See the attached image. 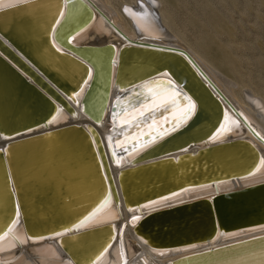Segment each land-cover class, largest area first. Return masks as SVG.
I'll use <instances>...</instances> for the list:
<instances>
[{
  "label": "water",
  "instance_id": "water-1",
  "mask_svg": "<svg viewBox=\"0 0 264 264\" xmlns=\"http://www.w3.org/2000/svg\"><path fill=\"white\" fill-rule=\"evenodd\" d=\"M74 8L80 11L75 17ZM93 19L94 10L84 0H28L0 9V132L10 138L0 146V179L6 187L10 207L6 214L0 215L4 218L0 231L12 221L15 213L20 220L17 227L22 225L29 239H48L50 232L67 227L68 231L59 235L58 247L63 254L61 260L72 264H95L115 242L117 231L113 226L79 232L77 229L74 235L68 234L73 231L72 226L91 214L106 194L118 205L122 202L134 210L185 189L214 185L212 178L215 177H220L219 182L251 177L261 162V154L252 143L235 139L194 153L156 159L114 175L106 146L93 124L71 123L38 130L51 120L58 105L72 112L76 104L83 107V112L91 107V115L101 119L108 109L106 118L109 115L114 123L105 138L108 140L119 129L117 117L121 119L130 112L131 121L141 123L131 128L123 121L126 127L110 154L113 161L114 153L118 159L125 158L134 148L145 144L158 143L154 149L161 146L175 150L169 153L171 155L186 151L199 145L202 142L197 141L199 138L212 135L225 113L222 100L203 79L195 62L180 50L154 44L123 46L117 50L112 43L105 46L71 43L73 36L68 39L69 35L81 32L79 28L89 25ZM41 44L45 54L53 55L49 56L50 65L39 55ZM86 75L91 78L81 88ZM102 75L105 76L102 78ZM113 75V82L119 87L124 80L134 78L127 81L130 86L117 92L110 102ZM183 97H190L195 105L186 121L183 116L188 106L181 107ZM173 99L177 101L175 105L170 104ZM165 104L169 105L167 109ZM120 113L123 115H118ZM33 131L35 133H31ZM202 140L207 143L209 138ZM159 166L168 169L165 172H159L161 168L154 169ZM154 172L161 178L156 181L159 176L152 174L150 181H145L147 175ZM187 174L194 176L193 181L205 178L209 182L183 186ZM125 176L131 179L124 182ZM247 191L250 190L242 192ZM134 194L140 196V202H132ZM205 206L175 211L174 216H179L175 220L173 216L159 215L153 222L138 221L137 232L148 237L150 245L158 250L170 251L183 244L204 243L211 234L210 238L214 237L217 229L232 233L246 223L264 218V187L255 193L232 196L224 204L216 202L211 207ZM184 221L189 225L180 230ZM94 237L98 239L89 245ZM262 252L264 236H258L199 252L173 264H222L230 259L233 264H245L262 257ZM0 264H4L1 259Z\"/></svg>",
  "mask_w": 264,
  "mask_h": 264
},
{
  "label": "bare ground",
  "instance_id": "bare-ground-1",
  "mask_svg": "<svg viewBox=\"0 0 264 264\" xmlns=\"http://www.w3.org/2000/svg\"><path fill=\"white\" fill-rule=\"evenodd\" d=\"M27 1L28 0H2L0 1V9H5L9 6L21 4ZM84 1L87 2V4H90L94 10L95 19H93L91 23L89 22V25L87 24V26L85 25L80 27L79 30L81 32L77 33L74 31L71 33L68 37L69 39L73 36V41L71 43L78 46H105L112 43L116 45L117 50L121 49L123 46L154 44L157 46L180 50L195 62L198 69L203 74V79L206 80L217 97L222 100L225 107V113L219 120L212 135L199 138L197 141L202 142L186 151H177V153L175 152L171 155L169 153L174 152L175 150H165L164 147L161 146L154 149L153 147L158 143H154L153 145L145 144L138 148H134L125 158L118 159L115 155L117 153H114L113 161L110 159V154L115 148L114 142L121 137L120 135L122 134L123 127H126L124 126L125 124L123 121H127V123L131 125L132 121L130 118L133 114L130 112L129 115H124L121 119L117 117V121L120 123L119 129L117 130L116 135L112 136L108 140L105 138L111 133V128L114 125V123L109 120V115L106 118L108 109L106 110L104 118L101 119V117L97 118L96 116L91 115V107L87 112H83V107H81L80 104L79 107L76 106V104H73L75 111H71H74L75 113L68 112L62 108V106L58 105L57 111L51 120L38 130H51V128L71 123L79 124L81 126L93 124L101 135L103 143L106 146L109 164H111L112 173L114 175H117L120 170H129L130 168H134V166L146 165L156 159H162L167 156H172L174 158L182 153H194L195 151L207 146H213L216 143L235 141V139H243L252 143L261 154V162L254 170L256 173L251 177L240 179L236 178V180L224 182H219L218 180L220 177H215L212 178V181L216 182L214 185H201L196 186L195 188L185 189L184 191L175 193L173 196L157 199L155 202L147 203L146 205H142L134 210L126 207L122 202L121 205H118L113 201L112 196L108 193L100 202L96 204V207L91 214H89V216L81 221L79 219L80 222L71 227L73 231L71 230V233L68 234L74 235L77 232V229H79V232L82 229L94 230V228L103 229L108 226L114 227L117 233L112 248L97 259L95 264H173L178 259L190 257L191 255H195L199 252L216 249L219 246L236 243L237 241L264 236V218H262L257 222L252 221L250 223H246L241 229H237V231L232 233L220 232V230L217 229L214 237L210 238L211 234L209 238H205L204 243H192L191 245L183 244L179 245L174 250L167 251L158 250L156 246L150 245L151 243L148 241V237L144 238L142 233L137 232L138 221H147L149 223L151 221L153 222L155 217H157L158 220V217L160 216H173L172 219L175 220L179 216L174 215H176V213L180 210L191 209L203 204L206 205L205 207H211L216 202L219 205L224 204L227 203L232 196H243L245 193H255L258 189L264 187V97L260 95L255 88L253 89L248 85H243L240 80H237L236 77L223 70V68L216 63L215 60H211L210 56L205 54L206 51H204L201 45L199 46L201 50H197L193 46L191 47L188 44L190 41L188 40V42L173 29L170 20H168L169 7L167 5V1L169 0H130V2L121 3L119 6L115 0ZM209 1L212 2V0ZM217 6H219V4ZM193 8L194 7H192L191 4L188 5V11H190V13L194 11ZM177 10H179V8ZM79 12L78 8H74L73 17L79 15ZM195 13L196 12L194 11V14ZM225 15L226 14L223 16ZM225 19L227 18L223 17L222 20L226 21ZM218 33V41L224 43L223 39H221L222 37ZM220 33H222V31H220ZM232 37L233 38L231 39H235L238 43L239 39L235 38L237 35H232ZM55 44L60 50H62L61 46L57 43ZM38 48L41 58L45 63L49 62L48 65H50L51 59L49 56L53 57V55L51 53L45 54V51H43V44L39 45ZM200 51L203 53L205 52V56ZM103 55L104 53H102L101 58H103ZM65 75L67 78L68 75ZM126 75L128 76L129 74ZM104 76L105 75H102L101 77L103 78ZM259 77L257 78L260 79ZM133 78L134 77L131 76V78L124 80L123 86L119 87L115 84V82H113L114 75L112 76L110 102L116 97L117 92L124 91L128 85L130 86V84L127 85V81H130ZM28 79L31 81L30 78ZM132 84L133 82L131 85ZM83 89L80 94L83 93ZM120 104L123 105L124 101H121ZM3 132L7 135L12 134V132ZM1 133L2 132H0V146L2 147L7 141H9L10 138H6ZM31 133H35V131ZM31 133L26 134V136ZM206 138H209L207 143L202 140ZM152 148L154 150L151 151ZM185 148L186 146L181 150ZM123 155L124 154H121V156ZM160 168L161 166L154 169L159 170ZM166 169L168 168L166 167ZM166 169L165 167H162L159 172L162 170L165 172ZM223 173H227V171H224ZM152 174L153 176H159L156 178V181L161 178L159 174L154 172L147 175L149 177H147L145 181L149 182ZM187 178H189L190 181H188ZM123 179L125 182L126 180H130L131 177L125 176ZM204 179L193 181L194 176L187 174L182 185L192 186L200 182H209V180ZM192 181L193 183L187 184ZM5 188L6 187H4V184L0 179V215L3 213L6 214L10 208ZM243 190L250 191L242 192ZM134 196H132V199L134 198L133 200L131 199L132 202H134V200L140 202V196L138 194H134ZM138 202H135L134 204L139 205ZM145 216H147V218L142 220ZM3 219V217H0V225L4 221ZM18 220L17 213H15L12 217V221L0 231V259L4 264H72L69 260H61L63 254L58 247L59 235L65 234L68 231L67 227L62 230L60 229L59 231L50 232L48 237L50 236L51 238L48 239H29L25 232V228L22 225L17 227ZM155 224L165 226L163 223ZM175 224L178 223L176 222ZM188 225L189 223L184 221V225L180 226V230L187 229L186 227ZM208 225H210V223H208ZM104 231L105 230L102 232ZM163 233L170 232L164 231ZM32 236L33 235H31V238ZM95 239L98 238L94 237L90 240L89 245L92 244ZM107 247L108 246L105 248ZM231 261L232 260L230 259L222 264H233ZM252 262L254 264L264 263V255L262 257L259 256L255 261H247L245 264H252Z\"/></svg>",
  "mask_w": 264,
  "mask_h": 264
},
{
  "label": "rangeland",
  "instance_id": "rangeland-1",
  "mask_svg": "<svg viewBox=\"0 0 264 264\" xmlns=\"http://www.w3.org/2000/svg\"><path fill=\"white\" fill-rule=\"evenodd\" d=\"M115 1L118 6L121 3L130 2V0ZM214 2L213 0L212 2L169 0L167 1L168 20L178 34L190 41L188 44L191 47L201 50L199 47L201 45L206 51L204 53L208 54L211 60H215L223 70L236 77L243 85L255 88L264 97V0ZM189 4L194 7L195 14L194 11L191 13L188 11ZM223 12L226 17L223 16ZM223 17L227 18L226 21L222 20ZM217 33L220 34L224 43L218 41ZM231 34L237 35L235 38L239 39L238 43L235 39L234 41L231 39L233 38ZM200 52L204 55L202 51Z\"/></svg>",
  "mask_w": 264,
  "mask_h": 264
},
{
  "label": "snow or ice",
  "instance_id": "snow-or-ice-1",
  "mask_svg": "<svg viewBox=\"0 0 264 264\" xmlns=\"http://www.w3.org/2000/svg\"><path fill=\"white\" fill-rule=\"evenodd\" d=\"M90 78H91L90 75H86V76H85L84 80L81 81V88H82L84 82H85L87 79H90ZM161 83H163V82H161ZM168 89H169L170 91L172 90V85H171V84L168 85ZM162 94H163V93H161V95H162ZM183 101H184V103L181 105V107H183V106H188V111H187V112L184 114V116H183V120L186 121V120H188V119L191 117V115H192V110H193V108L195 107V105L193 104V101H192V99H191L190 97H183ZM153 102H154V101H153ZM176 103H177L176 99H173V100L170 102L171 105H175ZM144 107H145V108H149V111H152V109L150 108V106L145 105ZM168 107H169L168 104H165V105H164V108H165V109H167ZM134 110H135V108H133V111H134ZM118 115H123V113H120V114H118ZM143 115H144V112H143V110H141V112H140V116L143 117ZM140 123H141L140 120H135L134 122L131 123L130 127H131V128H136V126H137L138 124H140ZM176 123H179V122H176ZM176 123L173 124L174 127L176 126ZM152 135H155V133H153ZM133 146H135V145H133ZM257 170H258V169H257Z\"/></svg>",
  "mask_w": 264,
  "mask_h": 264
}]
</instances>
